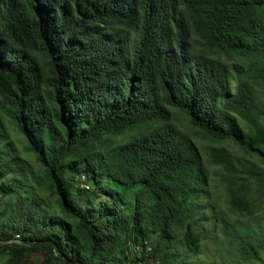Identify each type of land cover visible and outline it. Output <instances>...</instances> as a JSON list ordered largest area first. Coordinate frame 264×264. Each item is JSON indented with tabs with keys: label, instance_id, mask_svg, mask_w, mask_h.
Returning a JSON list of instances; mask_svg holds the SVG:
<instances>
[{
	"label": "trees",
	"instance_id": "16d2710c",
	"mask_svg": "<svg viewBox=\"0 0 264 264\" xmlns=\"http://www.w3.org/2000/svg\"><path fill=\"white\" fill-rule=\"evenodd\" d=\"M0 258L264 264V0H0Z\"/></svg>",
	"mask_w": 264,
	"mask_h": 264
},
{
	"label": "rangeland",
	"instance_id": "374dc122",
	"mask_svg": "<svg viewBox=\"0 0 264 264\" xmlns=\"http://www.w3.org/2000/svg\"><path fill=\"white\" fill-rule=\"evenodd\" d=\"M31 258L34 260V261H41L42 260V255L37 253V252H34L32 255H31ZM3 263V259L0 258V264ZM201 264V263H199ZM204 264V263H203Z\"/></svg>",
	"mask_w": 264,
	"mask_h": 264
}]
</instances>
